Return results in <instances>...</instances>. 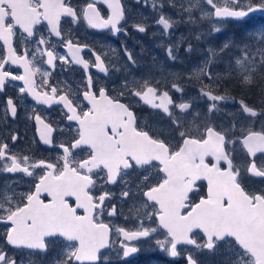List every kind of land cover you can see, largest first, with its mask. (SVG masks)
Instances as JSON below:
<instances>
[{"label":"snow or ice","instance_id":"1","mask_svg":"<svg viewBox=\"0 0 264 264\" xmlns=\"http://www.w3.org/2000/svg\"><path fill=\"white\" fill-rule=\"evenodd\" d=\"M253 14L264 0H0V264H264V26L218 35ZM153 26L162 56L108 43Z\"/></svg>","mask_w":264,"mask_h":264},{"label":"rangeland","instance_id":"2","mask_svg":"<svg viewBox=\"0 0 264 264\" xmlns=\"http://www.w3.org/2000/svg\"><path fill=\"white\" fill-rule=\"evenodd\" d=\"M143 11L145 12V14H148L147 9H144ZM165 11L172 13L174 15L172 9H165ZM262 26H264V16H261L259 14H253V17L251 19H247L245 22H235V21L230 22L224 29V32L218 35H220L221 41L225 37H232L234 39H239L246 30L258 29ZM201 27L206 30L208 27V22L207 21L202 22ZM153 31H155L154 26L149 28V31L146 34H140L135 32V34L132 35V37L128 40L129 41V43L127 44L128 48L132 49L134 54H141V46H143L145 48V52L141 55L144 59H150V56L152 54H158L162 56L163 53L159 49L154 48L155 39L152 37ZM187 31H188L187 27L181 26L177 29V34L181 32L187 33ZM219 42L220 41H214V43H219ZM193 43L195 44L196 42L193 41ZM121 56H123L122 52H121Z\"/></svg>","mask_w":264,"mask_h":264},{"label":"flooded vegetation","instance_id":"3","mask_svg":"<svg viewBox=\"0 0 264 264\" xmlns=\"http://www.w3.org/2000/svg\"><path fill=\"white\" fill-rule=\"evenodd\" d=\"M135 32L129 28V34L127 36L121 34L117 37H111V39L108 41V43H111L113 46H115L117 49L120 48L122 43L128 44L129 43V39L132 37V35H134ZM97 36L101 35V34H96ZM86 39H88L89 42L92 41L93 37L92 36H87ZM121 55V53H120ZM113 59H115V56H112ZM94 74L96 75H102L99 73H95V70L93 69ZM76 75L78 76L79 73H76ZM233 94L234 95H239L240 94V89L239 88H233ZM6 100L5 97L0 96V104L4 103ZM138 113L140 115H147L148 113V109H137ZM53 115H55V113H53ZM21 131H23V129H21ZM29 136L32 135L31 131H29L28 133ZM105 219H110L113 221V223L115 225H119V226H128L131 227L132 223L129 222H125L123 217H117V218H107L105 217ZM133 243H137V242H133ZM128 264H172V261L170 260V258L165 255L164 253H161L159 251L156 250H150V249H143L141 252H139L138 254H133L132 257L129 258L128 260ZM176 264H185V261L183 259H179Z\"/></svg>","mask_w":264,"mask_h":264}]
</instances>
